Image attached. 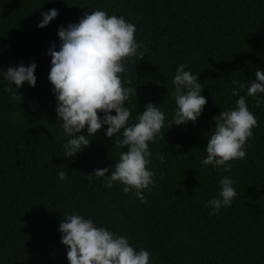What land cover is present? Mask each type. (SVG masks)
I'll use <instances>...</instances> for the list:
<instances>
[{"label": "trees", "instance_id": "16d2710c", "mask_svg": "<svg viewBox=\"0 0 264 264\" xmlns=\"http://www.w3.org/2000/svg\"><path fill=\"white\" fill-rule=\"evenodd\" d=\"M53 8L58 16L38 28L41 13ZM95 10L135 24L145 51L141 60L126 62L124 86L133 89L129 123L148 103L165 112L164 129L149 145L156 176L144 192L146 203L124 194L123 185L107 189L102 179H87L127 150L104 129L76 157H63L67 137L48 79V49L55 44L59 50L60 26ZM21 62L37 64L35 87L25 82L13 98L0 76V264H69L58 228L74 213L126 235L137 250L151 253L152 264H264V104L246 97L259 124L246 159L231 161V173L202 164L213 117L235 107L233 82L250 84L257 68L264 70V0H0V69ZM180 64L199 74L207 104L195 124L167 129ZM61 170L68 172L66 182L59 180ZM226 175L238 195L216 212L207 202L218 197Z\"/></svg>", "mask_w": 264, "mask_h": 264}, {"label": "clouds", "instance_id": "9594fccd", "mask_svg": "<svg viewBox=\"0 0 264 264\" xmlns=\"http://www.w3.org/2000/svg\"><path fill=\"white\" fill-rule=\"evenodd\" d=\"M58 14L55 8L42 12L37 27L45 28ZM135 33V24L123 16L109 15L104 10L85 12L78 23L59 27V50L55 44L48 49L51 57L48 79L57 101L58 122L67 137L63 157H76L104 129L106 137H115L116 147L127 150L119 153L111 168L95 169L87 174V179L89 182L102 179L107 189L115 184L123 185L124 194L134 193L141 203H146L144 192L151 191L156 176L149 145L164 129L165 112L158 105L148 103L136 116L137 122L129 123L132 111L127 102L133 89L124 86L126 62L145 57ZM36 69L35 62L27 66L21 62L6 71L0 69L13 98L25 82L35 87ZM186 69L187 65L180 64L172 79L171 95L176 109L167 129L189 122L195 124L207 104L199 74ZM245 89V95H241ZM231 94L238 97L235 107L223 109L213 117L214 131L207 135V155L202 160L205 167L224 173H231V161L246 159L247 142L253 137V129L259 126L246 97H254L257 107L264 104V70L257 68L250 84L234 81ZM159 158L163 161L164 155ZM58 177L66 182L68 172L61 170ZM235 184L231 175L222 176L219 195L209 200L208 206L216 212L231 207L238 195ZM64 218L58 231L61 243L67 246L69 264H152L151 253L143 247L137 250L126 235L98 226L94 219L78 213L66 214Z\"/></svg>", "mask_w": 264, "mask_h": 264}]
</instances>
